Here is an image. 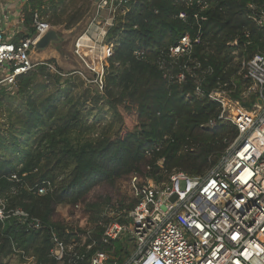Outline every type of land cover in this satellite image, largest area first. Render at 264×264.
<instances>
[{
  "label": "trees",
  "instance_id": "trees-1",
  "mask_svg": "<svg viewBox=\"0 0 264 264\" xmlns=\"http://www.w3.org/2000/svg\"><path fill=\"white\" fill-rule=\"evenodd\" d=\"M68 7L75 9V0H30L25 11L28 36L34 34V10L51 12L52 26L79 23L82 16H67ZM128 10L107 33L114 52L103 94L95 87L94 97L88 91L75 93L73 85L67 86L70 77L45 66L18 76L15 88L0 86V196L44 225L25 233L12 222H0V255L17 243L33 249L39 264H54L47 253L49 231L61 229L52 222L56 208L83 203L98 185L133 174L157 183L174 171L204 175L218 165L238 133L231 123L218 121L221 107L209 94L226 92L246 109L256 102L255 93L242 97L250 82L239 72L241 60L264 53V27L255 21L264 11V0H131ZM184 36L192 41L191 51L172 57L170 49ZM47 62L55 65L54 59ZM196 87L201 96L195 95ZM91 99L95 105L104 100L113 111L119 125L115 131L96 128L97 115L90 120L91 109L85 110ZM209 120L216 121L215 128H202ZM13 175L19 182L9 180ZM43 181L52 190L38 195L36 186ZM86 208L95 250L110 253L113 248L119 255L120 241L101 242L107 223L102 204Z\"/></svg>",
  "mask_w": 264,
  "mask_h": 264
},
{
  "label": "built area",
  "instance_id": "built-area-1",
  "mask_svg": "<svg viewBox=\"0 0 264 264\" xmlns=\"http://www.w3.org/2000/svg\"><path fill=\"white\" fill-rule=\"evenodd\" d=\"M29 1L0 0V86L15 88L18 76L45 66L61 77L75 76L102 94L114 52L107 33L129 11L131 0H95L72 48L80 68L68 73L58 71L47 60L32 59L38 41L52 27L41 11L34 10L30 23L34 34L28 36L25 11ZM255 21L264 27V11ZM191 49V39L184 36L170 54L177 57ZM239 73L250 82L242 97L257 95L250 109L226 92L209 94L221 107L218 121L231 123L238 132L217 166L202 176L174 171L158 183L145 175H131L133 207L106 208L107 223L102 226L101 242L120 241L119 255L113 248L110 253L95 250L93 228L82 231L61 226L48 233L47 258L54 264H264V53L241 60ZM195 95H202L199 87ZM215 126L216 121L209 120L201 127ZM157 164L161 166L162 160ZM9 180L19 182L15 175ZM36 188L38 195L52 190L47 181ZM6 221L25 233L44 228L41 220L21 207L8 206L0 196V222ZM124 236L133 242V248L122 240ZM0 264L39 263L33 249L12 243L9 251L0 255Z\"/></svg>",
  "mask_w": 264,
  "mask_h": 264
},
{
  "label": "rangeland",
  "instance_id": "rangeland-1",
  "mask_svg": "<svg viewBox=\"0 0 264 264\" xmlns=\"http://www.w3.org/2000/svg\"><path fill=\"white\" fill-rule=\"evenodd\" d=\"M70 0H66V3ZM76 7L71 8L68 7L66 15H74V16H82V19L76 25H73L69 28L66 27V23H62L59 26H52V30H54L57 34L58 39L49 46H47L43 50H35V53L32 54V59L36 60H50L51 58L48 57H56L54 59L55 65L59 67L63 72H70L74 69H78L79 63L77 62L76 58L72 54V48L74 44V40L81 32L89 13L91 12L95 0H75ZM51 12L48 15H42L48 23L50 24V20L48 17L50 16ZM62 17V21L66 19L67 16ZM52 19V17H51ZM53 21V20H52ZM52 55V56H51ZM71 81L67 86L74 87L73 91L75 93H81L83 91H88L91 94V97H94V86L93 85H84L78 81V78L73 76L70 77ZM11 94L15 92L9 91ZM103 94V93H102ZM91 109V119H94L93 116H96V128L99 131L104 127H110L111 132L115 131L118 128V121L113 111L105 104L104 100H99L98 103L95 105L93 100L86 102L85 110ZM1 123L2 120H1ZM7 125H2V130H6ZM130 182L131 177H125L123 179L117 180L114 184H101L96 186L91 190V192L86 196V199L83 203L79 205H69V204H62L59 205L55 213L52 217V222L56 223L62 227H71L76 229H82V231H86L93 227L92 222L89 220L88 212L86 206L93 203L102 204L101 216L105 218L104 213L105 209L111 207L112 209L117 208L116 206H120L122 208L127 209L132 203V193L130 191ZM106 214V213H105ZM128 247L133 248V242H130L129 238L126 236L122 239ZM126 258V256H124Z\"/></svg>",
  "mask_w": 264,
  "mask_h": 264
},
{
  "label": "water",
  "instance_id": "water-1",
  "mask_svg": "<svg viewBox=\"0 0 264 264\" xmlns=\"http://www.w3.org/2000/svg\"><path fill=\"white\" fill-rule=\"evenodd\" d=\"M58 39L57 34L54 30H49L37 43L36 48L38 50H43L47 46L50 45V43L56 41ZM258 103H261L260 100Z\"/></svg>",
  "mask_w": 264,
  "mask_h": 264
},
{
  "label": "crops",
  "instance_id": "crops-1",
  "mask_svg": "<svg viewBox=\"0 0 264 264\" xmlns=\"http://www.w3.org/2000/svg\"><path fill=\"white\" fill-rule=\"evenodd\" d=\"M51 56H52V55H51ZM48 58L55 59L56 57L52 56V57H48Z\"/></svg>",
  "mask_w": 264,
  "mask_h": 264
}]
</instances>
